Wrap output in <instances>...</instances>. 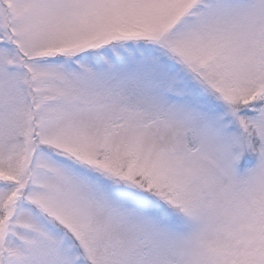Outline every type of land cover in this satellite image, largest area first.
Here are the masks:
<instances>
[{
    "label": "snow or ice",
    "instance_id": "1",
    "mask_svg": "<svg viewBox=\"0 0 264 264\" xmlns=\"http://www.w3.org/2000/svg\"><path fill=\"white\" fill-rule=\"evenodd\" d=\"M0 264H264V0H0Z\"/></svg>",
    "mask_w": 264,
    "mask_h": 264
}]
</instances>
